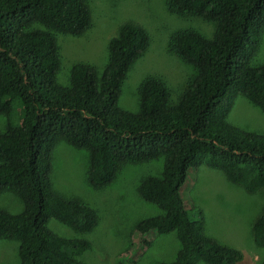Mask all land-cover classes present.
Wrapping results in <instances>:
<instances>
[{"label":"trees","instance_id":"1","mask_svg":"<svg viewBox=\"0 0 264 264\" xmlns=\"http://www.w3.org/2000/svg\"><path fill=\"white\" fill-rule=\"evenodd\" d=\"M168 7L213 22L215 31L212 37L178 31L172 51L197 74L175 101L166 82L144 79L139 108L130 111L119 98L130 69L150 47L144 26L121 24L103 72L77 63L65 85L58 81L57 35L80 36L90 28L89 0H0V114L7 119L0 130V196L15 194L24 206L18 214L0 208V241L19 242V262L4 264H87L78 256L91 247L88 239L61 237L48 226L56 218L88 233L99 221L88 204L54 192L60 142L89 153L87 177L98 189L124 164L162 160L161 175L143 178L138 190L163 213L135 228L142 243L145 234L176 232L175 260L159 264L242 263L240 248L204 233L201 211L194 219L181 191L189 169L201 165L222 170L248 191L264 188V133L228 121L238 95L264 111V63H253L264 34V0H168ZM254 236L264 246V210Z\"/></svg>","mask_w":264,"mask_h":264},{"label":"rangeland","instance_id":"2","mask_svg":"<svg viewBox=\"0 0 264 264\" xmlns=\"http://www.w3.org/2000/svg\"><path fill=\"white\" fill-rule=\"evenodd\" d=\"M92 25L80 36L59 33L61 68L58 81L69 84L72 67L77 63L94 65L102 73L109 61V41L127 21L144 26L151 39L148 51L130 69L119 98V106L137 111L140 85L148 77L166 82L172 99L178 100L196 68L176 55L171 48L174 35L192 29L212 37L215 24L200 17L173 13L168 0H89ZM253 63H264V34ZM228 121L243 130L264 133V111L243 95L235 98ZM7 125L0 114V130ZM54 192L65 200H80L97 211L98 224L88 233H78L52 218V232L65 238H86L91 247L79 255L87 264H159L175 260L180 241L175 231L150 233L141 237L135 233L137 224L163 213L156 205L145 201L138 190L143 178L160 176L162 160L121 166L113 182L103 188L92 186L87 177L90 155L65 142L54 152ZM181 194L194 219L204 218V233L220 245L240 248L244 252L241 264H262L264 246H258L254 224L264 210V188L248 191L232 182L219 169L206 165L191 167ZM23 202L12 193L0 196V208L13 214L23 210ZM149 241V243H148ZM148 243V244H147ZM19 262V242L0 241V264ZM204 264V263H201Z\"/></svg>","mask_w":264,"mask_h":264}]
</instances>
